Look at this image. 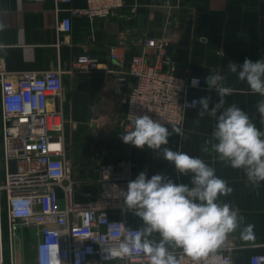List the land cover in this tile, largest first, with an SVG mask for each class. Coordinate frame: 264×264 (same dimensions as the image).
Returning <instances> with one entry per match:
<instances>
[{
	"label": "crops",
	"instance_id": "crops-1",
	"mask_svg": "<svg viewBox=\"0 0 264 264\" xmlns=\"http://www.w3.org/2000/svg\"><path fill=\"white\" fill-rule=\"evenodd\" d=\"M86 4L87 0H0V45H4L0 48V68L14 78L53 68L62 70V93L49 97L48 104L63 116L66 159L79 182L77 197L96 187L101 164L121 157L133 162L136 176L146 171L149 178L164 174L177 184L190 183L191 174H179L173 163L147 146L136 148L119 136L124 120L120 98L136 81L130 72L131 58L143 52L150 38L169 37L168 49L177 72L201 76L203 85L193 93L199 99L210 97L209 109L219 102V96L208 89L205 78L208 72L224 75V86L234 89L225 98V107L236 104L264 132V119L256 107L264 97L253 94L246 82L228 72L230 62L242 65L246 58L253 62L264 58V0H125L118 16L92 19L78 14L72 18V29L61 32L58 26L68 15L65 9ZM112 47L117 49L118 60L110 57ZM83 53L98 58L99 67L79 65L77 57ZM201 111L200 106L187 109L182 134L170 129L169 143L162 147L201 158L233 189L231 195L220 197V202L239 208L245 224L255 225L254 236L244 241L237 231L225 246L238 245L234 259L247 263L252 254L264 253V182L251 184L242 169L218 159L211 147L216 120L207 114L200 117ZM114 216L122 214L115 211ZM126 219L141 226L136 216L126 214Z\"/></svg>",
	"mask_w": 264,
	"mask_h": 264
},
{
	"label": "built area",
	"instance_id": "built-area-1",
	"mask_svg": "<svg viewBox=\"0 0 264 264\" xmlns=\"http://www.w3.org/2000/svg\"><path fill=\"white\" fill-rule=\"evenodd\" d=\"M59 1L72 0H55ZM124 6L125 0H87L84 7L66 8L68 15L58 28L70 31L78 14L116 17ZM168 45V36L150 38L143 52L132 56L130 72L136 81L120 98L124 120L119 136L131 129L130 112L148 114L168 129L183 131L187 109L200 106L192 102L199 100L193 91L203 85L201 76L179 74ZM110 57L120 58L116 47L110 49ZM77 63L89 69L100 65L87 53L80 54ZM193 78H198L197 86ZM62 90L59 68L16 78L0 68V264H24L20 225L36 228L38 264L42 247L51 264H144L118 250L126 229L140 227L126 219V214L135 215L124 207L120 191L136 178L134 164L127 157L101 164L96 187L76 196L79 182L66 159L63 116L48 104L49 97L60 96ZM115 211L122 217H115ZM238 247L230 244L219 254L228 264H264V253L252 254L247 263L237 262ZM182 264L191 261L185 257Z\"/></svg>",
	"mask_w": 264,
	"mask_h": 264
},
{
	"label": "clouds",
	"instance_id": "clouds-1",
	"mask_svg": "<svg viewBox=\"0 0 264 264\" xmlns=\"http://www.w3.org/2000/svg\"><path fill=\"white\" fill-rule=\"evenodd\" d=\"M228 72L246 82L253 94L264 97V58L255 62L246 58L242 65L230 62ZM224 80V75L208 72L205 83L217 92L219 102L209 109L211 98L202 97L192 105H200V117L207 114L216 120L211 147L218 159L242 169L249 183L258 185L264 182V132L236 104L225 107V98L234 89L224 86ZM192 84L197 86L198 78H193ZM256 107L264 119V99ZM129 119L131 129L121 133L123 143L139 149L147 146L173 163L179 174H191V179L189 184H177L164 174L149 178L146 171H141L129 181L126 191L120 190L124 207L142 223L137 229H126L119 252L144 264H182L185 257L191 264H228L219 253L229 236L239 231L240 238L248 241L253 239L255 228L254 224H245L239 208L220 202V197L231 195L233 189L201 158L162 147L168 145L172 132L159 120L134 112L129 113ZM172 131L182 134L179 128L172 127ZM45 257L42 247V264H51Z\"/></svg>",
	"mask_w": 264,
	"mask_h": 264
},
{
	"label": "rangeland",
	"instance_id": "rangeland-1",
	"mask_svg": "<svg viewBox=\"0 0 264 264\" xmlns=\"http://www.w3.org/2000/svg\"><path fill=\"white\" fill-rule=\"evenodd\" d=\"M22 242H21V253L24 264H38L36 259V238L35 227L19 226Z\"/></svg>",
	"mask_w": 264,
	"mask_h": 264
},
{
	"label": "water",
	"instance_id": "water-1",
	"mask_svg": "<svg viewBox=\"0 0 264 264\" xmlns=\"http://www.w3.org/2000/svg\"><path fill=\"white\" fill-rule=\"evenodd\" d=\"M96 104H97V101H95L93 104H92V112H94L95 111V106H96ZM169 129H172L171 127H169Z\"/></svg>",
	"mask_w": 264,
	"mask_h": 264
}]
</instances>
